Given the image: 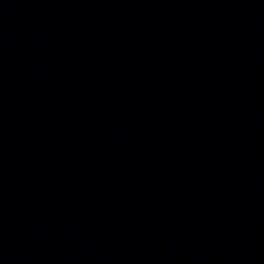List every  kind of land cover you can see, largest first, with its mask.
<instances>
[{"label":"water","instance_id":"1","mask_svg":"<svg viewBox=\"0 0 264 264\" xmlns=\"http://www.w3.org/2000/svg\"><path fill=\"white\" fill-rule=\"evenodd\" d=\"M0 264H264L209 0H0Z\"/></svg>","mask_w":264,"mask_h":264}]
</instances>
